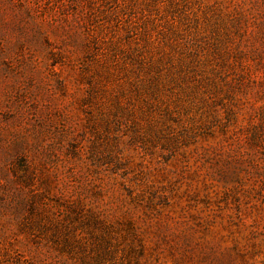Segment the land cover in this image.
<instances>
[{
	"label": "rangeland",
	"instance_id": "obj_1",
	"mask_svg": "<svg viewBox=\"0 0 264 264\" xmlns=\"http://www.w3.org/2000/svg\"><path fill=\"white\" fill-rule=\"evenodd\" d=\"M57 1L0 42V264H264L263 1Z\"/></svg>",
	"mask_w": 264,
	"mask_h": 264
},
{
	"label": "trees",
	"instance_id": "obj_2",
	"mask_svg": "<svg viewBox=\"0 0 264 264\" xmlns=\"http://www.w3.org/2000/svg\"><path fill=\"white\" fill-rule=\"evenodd\" d=\"M264 3V0H262ZM56 2H58L56 0ZM56 2H52V0H0V42H2L6 38L7 29L9 27H24L25 25H32L35 22V19L41 15V10L48 7L53 6ZM261 6V4H260ZM263 14L264 18V9L260 12ZM241 14V13H240ZM42 16V15H41ZM264 25V24H263ZM37 29L40 30V27L36 25ZM260 26H255L254 30L246 35L252 40L255 38V41L264 40V31H261ZM40 31H36L38 33ZM2 51L0 50V53ZM259 58V57H258ZM250 66L251 65H247ZM244 74L251 77L254 73L251 71H247ZM261 82V83H260ZM258 82L257 87H253L252 91V99L260 100L264 102V80L261 79ZM242 80H240V84L237 85V89L241 90L245 88V85H242ZM244 95L246 96V92L244 89ZM210 96V95H209ZM212 98V97H211ZM234 100V99H233ZM250 107V106H249ZM231 114H235L233 110H229ZM214 119H217V114H214ZM13 141L10 144L11 151L19 152V151H26L29 152V143L26 138L24 137H15V133H12ZM252 137V138H251ZM249 137V145L253 144V140L261 142L264 145V114H261V122L256 123L253 126L252 136ZM38 145V141H36L35 146ZM35 153H38V149H34ZM23 204V202H22ZM69 214L67 218L69 219Z\"/></svg>",
	"mask_w": 264,
	"mask_h": 264
}]
</instances>
